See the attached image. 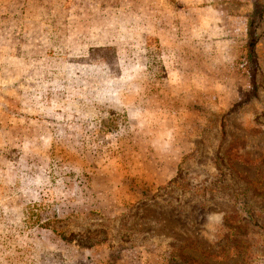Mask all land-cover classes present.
I'll use <instances>...</instances> for the list:
<instances>
[{
	"label": "rangeland",
	"instance_id": "1",
	"mask_svg": "<svg viewBox=\"0 0 264 264\" xmlns=\"http://www.w3.org/2000/svg\"><path fill=\"white\" fill-rule=\"evenodd\" d=\"M0 264H264V0H0Z\"/></svg>",
	"mask_w": 264,
	"mask_h": 264
}]
</instances>
